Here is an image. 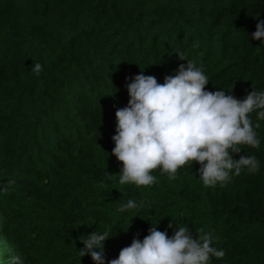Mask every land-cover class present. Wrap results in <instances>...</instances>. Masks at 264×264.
Here are the masks:
<instances>
[{
    "label": "trees",
    "instance_id": "1",
    "mask_svg": "<svg viewBox=\"0 0 264 264\" xmlns=\"http://www.w3.org/2000/svg\"><path fill=\"white\" fill-rule=\"evenodd\" d=\"M258 20L264 0H0V264H94L77 252L93 231H109L107 261L150 226L171 236L170 223L194 238L211 233L225 252L212 264H264V120L255 112L260 146L241 145L233 158L255 156L260 170L223 185L205 187L196 162L174 180L157 169L152 186L121 185L111 154L126 77L163 83L192 61L208 91L240 100L264 91V44L251 39ZM128 199L142 207L121 213Z\"/></svg>",
    "mask_w": 264,
    "mask_h": 264
},
{
    "label": "clouds",
    "instance_id": "2",
    "mask_svg": "<svg viewBox=\"0 0 264 264\" xmlns=\"http://www.w3.org/2000/svg\"><path fill=\"white\" fill-rule=\"evenodd\" d=\"M251 39L264 44V20H258ZM185 60L182 53H177ZM37 63L31 71L39 75ZM127 105L115 111V135L112 155L121 163L118 183L149 187L157 182L152 173L159 169L169 180L176 179L178 169L193 162L199 164V180L205 187L226 184L242 170L256 173L260 161L255 156L233 154L241 152V145L259 148L260 139L251 114L264 120V91L252 90L242 100L224 90L208 91V76L194 62L181 64L173 75H166L163 83L141 71L126 77ZM6 192L7 189L0 190ZM142 207L134 199L121 204V213ZM158 223V222H157ZM157 225V224H156ZM174 228L169 236L150 226L141 240L134 236L130 246L123 247L118 258L107 260L104 242L109 231H93L77 239L83 247L80 257L88 255L94 264H212V258L222 259L223 249L213 246L211 233L195 235L186 226ZM14 264H24L13 257Z\"/></svg>",
    "mask_w": 264,
    "mask_h": 264
}]
</instances>
